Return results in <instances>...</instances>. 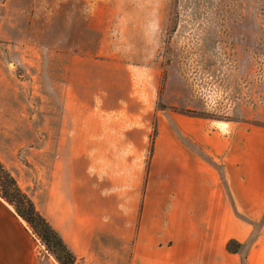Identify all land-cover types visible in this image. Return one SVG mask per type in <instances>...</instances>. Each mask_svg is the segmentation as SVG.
<instances>
[{
    "label": "crops",
    "instance_id": "crops-1",
    "mask_svg": "<svg viewBox=\"0 0 264 264\" xmlns=\"http://www.w3.org/2000/svg\"><path fill=\"white\" fill-rule=\"evenodd\" d=\"M31 86L0 48V161L78 264H264V126L162 112L150 154L153 117L114 88L89 105ZM0 264H59L1 197Z\"/></svg>",
    "mask_w": 264,
    "mask_h": 264
},
{
    "label": "rangeland",
    "instance_id": "rangeland-1",
    "mask_svg": "<svg viewBox=\"0 0 264 264\" xmlns=\"http://www.w3.org/2000/svg\"><path fill=\"white\" fill-rule=\"evenodd\" d=\"M0 48L48 103L114 88L132 123L153 117L151 142L169 111L264 126V0H0Z\"/></svg>",
    "mask_w": 264,
    "mask_h": 264
},
{
    "label": "trees",
    "instance_id": "trees-1",
    "mask_svg": "<svg viewBox=\"0 0 264 264\" xmlns=\"http://www.w3.org/2000/svg\"><path fill=\"white\" fill-rule=\"evenodd\" d=\"M153 143L151 142L150 154L153 152ZM0 197L13 207L17 216L26 222L32 234L40 240L45 250L59 264H78L76 256L61 236L37 210L32 196L21 189L14 174L1 161ZM246 248V245L235 240L227 244V250L235 254L243 253ZM243 264H245V257Z\"/></svg>",
    "mask_w": 264,
    "mask_h": 264
}]
</instances>
